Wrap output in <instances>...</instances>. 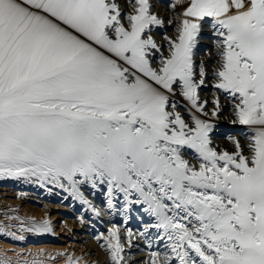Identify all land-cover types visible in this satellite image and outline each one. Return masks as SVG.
I'll list each match as a JSON object with an SVG mask.
<instances>
[{
	"label": "snow or ice",
	"instance_id": "6c2138e0",
	"mask_svg": "<svg viewBox=\"0 0 264 264\" xmlns=\"http://www.w3.org/2000/svg\"><path fill=\"white\" fill-rule=\"evenodd\" d=\"M174 8L177 33L158 43L153 29L165 21L150 0H0V177L35 178L84 203V185L135 194L163 229L171 264H264V0ZM205 23L218 37L212 87L250 133L231 152L211 146L202 118L206 73L196 78L193 49ZM212 104L215 117L219 98ZM100 246L125 264L118 230Z\"/></svg>",
	"mask_w": 264,
	"mask_h": 264
},
{
	"label": "bare ground",
	"instance_id": "6f19581e",
	"mask_svg": "<svg viewBox=\"0 0 264 264\" xmlns=\"http://www.w3.org/2000/svg\"><path fill=\"white\" fill-rule=\"evenodd\" d=\"M123 4L124 0H119ZM153 5V12L158 14L159 17L165 21L162 26L154 27L153 35L158 43L163 42L164 37H174L177 33V26L175 21L178 19L179 10L174 8L176 0H150ZM125 11L128 8L125 7ZM173 21L169 24L168 21ZM218 37L213 34V30L210 24L205 23L201 32L198 35L196 46L193 49V62L196 78L199 79V71L203 66L206 73L205 85L199 89V94L202 100L207 101L206 117H202L213 125L212 132L209 133L212 140L211 146L219 150L233 151L234 140H239L242 145L247 144V136L250 134L246 126L239 123H233L234 117L232 116V104L224 98V94L219 90L212 87L215 83L213 73L217 70L219 57L217 56L216 41ZM164 55L168 54L167 45H164ZM157 60L159 54H157ZM219 98L221 110L217 116H211L214 105L212 100ZM175 99L184 105L186 102L182 97L177 94ZM183 110V109H182ZM189 156L193 154L189 151ZM103 190V191H102ZM102 191V192H101ZM80 192L87 197L90 201V205L95 208L94 211L90 210L86 203L80 199H74L69 192L64 191L62 188L55 187L48 184L45 187H41L40 183L35 179L13 178V177H0V222H7L13 220L7 224L10 225V229L17 231L22 237L31 238L33 241H42L46 239L48 234L46 232H21V227H27L31 222L40 223L44 220H40L38 216L43 214L42 209L49 208L48 202H58V204L69 205L74 210L82 207L80 217L70 220V223L76 224V229L79 232L72 238V243L64 246H48L42 244L34 247V243L31 245L18 247L14 249L15 256L13 260H4V264H33L34 260L29 258L25 260V256L22 253L32 252L30 256L43 253L46 255V260H53L50 257H55L56 262H63L67 264V257H72L78 264H108L105 258L102 256V252H107V249L102 248L100 245L104 244V237L101 233H95L92 227H89L85 222L97 223V220L106 221L104 224L110 225L107 228L101 226V229L105 230V234H108L111 230H118L121 237V242L124 247L125 264H150L151 254L155 252L159 259L163 260L165 257L170 259L173 257L171 249L168 248L169 241L164 235L163 229L154 227L157 220L154 216L145 212L146 204L135 203L137 199L136 195L129 196L128 200H125L124 193L113 192L111 196L108 194V187L106 184H97L96 187L91 185H84L80 187ZM87 198H84V200ZM58 199V200H57ZM62 201V203L59 202ZM107 201L109 206L103 207L101 213L97 215L99 207ZM81 202V203H80ZM93 203V205H92ZM41 205V207H40ZM60 206V205H58ZM90 206V207H91ZM64 208V207H63ZM94 212V213H93ZM136 212V213H135ZM27 213L33 216H28ZM8 217H18V219H8ZM58 214H53L51 217L45 216V220L49 222L51 232L60 233L64 231V225L59 223ZM24 221L21 225L20 221ZM66 224L68 220L64 221ZM98 225V224H97ZM89 227V228H88ZM100 229V230H101ZM128 232L132 233L131 237H128ZM28 235V236H24ZM49 239V238H48ZM49 241H54L49 239ZM59 242V240H55ZM38 252V253H37ZM46 253V254H45ZM58 253H64V256L57 255ZM50 254V255H49ZM24 257H23V256ZM107 255V254H105ZM20 256L22 258H20ZM37 256V255H36ZM108 256V255H107ZM29 257V256H28ZM34 258V257H32ZM43 258V257H42ZM2 261V258H0ZM3 262V261H2ZM50 263H53L50 262ZM36 264H39L36 262ZM178 264V262H177Z\"/></svg>",
	"mask_w": 264,
	"mask_h": 264
},
{
	"label": "rangeland",
	"instance_id": "374dc122",
	"mask_svg": "<svg viewBox=\"0 0 264 264\" xmlns=\"http://www.w3.org/2000/svg\"><path fill=\"white\" fill-rule=\"evenodd\" d=\"M84 198H87V197L84 196ZM86 201H87L86 207L89 206L88 208L90 210L94 211L95 208H93L90 205L91 200H89L87 198ZM59 202L62 203L61 200H59ZM47 204H49L50 207L42 209L43 214L41 216H38V218L40 220H45V216L51 217L53 214H58L59 217H63V218L59 219L58 221L60 224L64 225V231H61L60 233H55V235H53L54 233H52L51 231L46 232L48 234V237L46 239H42V241H33L31 238H25V237H23V239H18L17 237H20L21 234H19L17 231H15L13 229H10V225L7 224L9 222H12L13 220H8L7 222H0V258H2L3 262H4V260H8V262H9L10 260H13L14 258H16L17 256L13 255V254H15L14 249L18 248L20 246L25 248L27 245H31L32 243H34L33 246L37 247V246H40L42 244V242H43V244H47L48 246H64L66 244L72 243V238L75 235H78L79 232L76 229V224L70 223V220L75 219L76 216L80 217V215L82 214L81 213L82 207H79L78 209L74 210L69 205L58 204V202H48ZM108 204L109 203L107 201H105L102 204V206L99 207V211H97L96 213H99V212L101 213L100 209H102L105 206L106 207L109 206ZM58 205H60V206H58ZM92 205H93V203H92ZM40 207H41V205H40ZM27 215L33 216L30 213H27ZM100 219L97 220L96 224H93L92 222H88V221H86L85 223L86 224L90 223L88 226L93 228L94 233H93L92 237H94L96 235L95 233H98V231L103 236L105 235V237L103 239L104 243H105L108 234H105L106 232H105V230L101 229V226L107 228L108 226H110V225L112 226L115 224H112V222H111V224L107 225V224H104V223H106V221H101ZM65 220H68L69 222L66 224L64 222ZM24 236H28V235H24ZM48 238L52 239L54 241H49ZM55 240H59V242L56 241V244H55ZM23 245H26V246H23ZM105 248H106V246H105ZM30 253H32V252L22 253L24 256L26 254H28L25 257L22 255L25 260H29V258H31L32 260H34V262H38L39 264H65L63 262L54 263V262H56L55 259L47 261L45 258L46 255H40L41 254L40 252L39 253L37 252L38 254H35L34 256H30L31 255ZM101 254L104 258L106 256L105 260H106V262H108V264H110V257H109L108 252L104 251V253L102 252ZM105 254H107L108 256ZM32 257H34V258H32ZM20 258H22V257L20 256ZM52 261H53V263H50ZM90 264H92V263H90Z\"/></svg>",
	"mask_w": 264,
	"mask_h": 264
}]
</instances>
